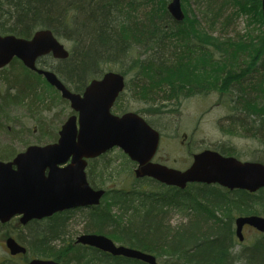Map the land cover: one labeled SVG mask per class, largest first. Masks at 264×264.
<instances>
[{"label":"trees","instance_id":"trees-1","mask_svg":"<svg viewBox=\"0 0 264 264\" xmlns=\"http://www.w3.org/2000/svg\"><path fill=\"white\" fill-rule=\"evenodd\" d=\"M169 1L0 0V33L29 38L39 29H51L67 42L70 56L65 60L43 57L40 67L53 69L76 92H82L89 80L106 71L121 72L128 83L119 100L130 87L146 106L138 112L172 113V106L179 111L184 93L221 92L219 105L228 110L222 130L264 146V28L260 35H247L246 41H222L212 33L218 24L223 28L232 20L227 10L235 6L239 13L253 11L262 25L261 0H189L201 16L185 17L182 22L171 16ZM52 60L56 63L49 62ZM181 61L189 62V66H178ZM0 73L3 115L10 107L25 102L33 109L57 92L18 59ZM42 81L51 91L39 90ZM156 87L160 92H172L171 105L164 108L160 100L139 96ZM217 149L228 151L224 146ZM259 151L264 153V149ZM15 154L12 146L0 147V159ZM119 154L123 159L119 167L112 164L119 156L105 161L99 171L95 164L107 154L89 160L87 174L92 186L104 187V180L118 178L123 172H131L136 179L130 159L121 151ZM253 160L264 162V156ZM144 181L148 188L139 183L130 190L108 189L100 205L86 209L81 231L104 233L116 242L152 253L161 259L160 264H264V233L245 244L239 242L235 231L236 217L264 215V188L250 193L230 191L218 184L190 183L181 190L157 185L150 178ZM151 184L157 187L150 189ZM76 210L83 209L32 220L16 231L11 229V222H0L3 240L14 235L27 247L26 254L19 258L5 256L0 264H25L31 257L61 264H149L76 243V237L66 238L67 222ZM172 213L180 214L185 221L172 225Z\"/></svg>","mask_w":264,"mask_h":264},{"label":"water","instance_id":"water-1","mask_svg":"<svg viewBox=\"0 0 264 264\" xmlns=\"http://www.w3.org/2000/svg\"><path fill=\"white\" fill-rule=\"evenodd\" d=\"M171 16L182 22L185 13L181 0L168 4ZM264 18V0H262ZM67 59L69 50L49 28L39 29L29 37L0 33V69L18 58L29 69L45 77L60 91L76 112L59 131L56 142L33 144L12 160H0V221L6 223L19 215L22 224L43 219L73 208L98 205L105 194L88 181L87 160L114 147L121 148L138 163L137 177L149 176L167 185L186 188L188 183H218L229 189L255 192L264 187V164L241 161L215 150H205L194 157L185 170L152 162L160 135L135 112L112 113V107L125 88V76L108 71L92 79L82 93L69 89L52 69L39 68L38 61L47 55ZM237 235L244 239L243 227L249 224L264 232V216L249 215L236 219ZM77 243L96 247L113 255L136 258L159 264L157 258L140 249L118 245L105 234L83 233ZM6 245L12 255L26 253V247L9 237ZM28 264H60L52 259L34 258Z\"/></svg>","mask_w":264,"mask_h":264},{"label":"rangeland","instance_id":"rangeland-1","mask_svg":"<svg viewBox=\"0 0 264 264\" xmlns=\"http://www.w3.org/2000/svg\"><path fill=\"white\" fill-rule=\"evenodd\" d=\"M181 2L186 18H196L197 16H201L195 8L193 1H190L191 4L189 0H181ZM238 13L239 11L237 6L229 8L227 10V14L230 16L229 18H232V20H230L229 23L226 21V25L223 28L222 25L218 24L212 31L213 35L220 36L222 41H229L228 38L244 39L246 41L248 40L247 35L253 37L261 34V31L264 28V23L262 25L258 24L253 17V11L248 14ZM62 42L67 46V48H70L66 41ZM220 47L224 48L226 46L221 45ZM217 53L218 52L216 51L215 54ZM204 56L206 55H203L202 57ZM53 61L54 60L49 62L55 64L56 62ZM178 66H189V62L181 61V63H178ZM159 88L160 87H156V89L151 90L149 94L159 95L161 99L160 101H162L163 105H171L172 92H160L157 90ZM3 89V86H0V91L3 92ZM39 90H50V88L46 82L42 81L39 85ZM53 93V98L48 95L44 100L45 103L40 102L33 109H30L29 105L24 101L25 103L10 107L7 110V115L0 113V147L12 146L17 154L18 152L24 151L30 144L44 145L54 141V136L58 135L62 124L74 112L70 107V103L68 101L66 102L58 91H54ZM220 93L218 91L208 92V94H205L204 92L198 94L184 93L181 95L184 97L183 102L180 106L178 105L179 111L172 106L170 109L172 113L167 110H162L158 114L145 113L147 119L153 122V124L157 127H160L165 134V139L160 148L159 157L161 158L164 154L163 160L167 163L166 165L179 169L187 167L188 163L186 162V152L181 150V147L179 146V142H181L182 139L181 135L183 134H188L189 137L192 136L193 140L191 141L195 143L193 146H196L198 149L210 147L216 150L220 146L226 145L227 147L233 148L234 153H236L242 160L252 161L253 158L257 159L260 156H264V153H260L261 151H259L264 149V146H262L258 141L240 135L235 136V134L232 136L222 130L221 126L224 121L223 118L228 110L225 106L223 107L219 105L221 99ZM135 95L137 96V93H135ZM135 95L130 91H126L123 97L117 102L115 111L119 113L124 110L138 111L139 109L146 108L144 103ZM139 96L145 98L147 93ZM173 134L174 136L172 137ZM120 151V149L116 148V150L111 151L104 159H100L95 166L103 165L105 161H111V159L114 160L116 156L119 157L115 160V163L112 161V164L117 167L121 166L123 159H121L119 154ZM165 153L169 154V159L168 157H165ZM2 160L7 161L9 159ZM95 178L100 179L98 175H95ZM104 182V188L130 190L132 185L137 186L139 183H142L141 185H144L145 188H148L149 186L147 182H143L142 179H135L131 172H123L122 175L118 176V178L104 180ZM155 187H157V185L151 184L150 189ZM87 212L88 210L83 209L76 210L71 214L70 220L67 222V233H69V235L66 236V238L72 236L77 237L83 233L81 229L84 224V216ZM169 220L172 225H178L183 223L185 218L178 213H172L169 216ZM11 223L13 224L11 226L12 230L14 229L16 231L18 228L23 227L18 217L13 219ZM9 230L10 229L7 231L9 232ZM244 232L246 235L245 244L252 242L259 234L256 230L253 231L248 228H246ZM3 237L4 235L1 233V259L4 258V256L9 255V251L5 245V238L3 240ZM238 248L239 247H237L236 250ZM21 261L23 260L20 259V262ZM159 262H161V259H159Z\"/></svg>","mask_w":264,"mask_h":264},{"label":"flooded vegetation","instance_id":"flooded-vegetation-1","mask_svg":"<svg viewBox=\"0 0 264 264\" xmlns=\"http://www.w3.org/2000/svg\"><path fill=\"white\" fill-rule=\"evenodd\" d=\"M127 83H128V79H127V77H126V84H125V89H126V87H127ZM127 91H130L132 94H134L135 95V92L134 91H132L131 89H130V87H129V89L127 90ZM128 94V93H127ZM136 96V95H135ZM141 98H143V97H141ZM144 99H155V100H161L160 99V96L159 95H150V94H147V96L144 98ZM119 101V100H118ZM118 101H116L115 102V105H114V107H113V112L114 113H116V114H119V115H122L124 112H126V110H124L123 112H117V111H115V109H116V105H117V102ZM160 105V104H159ZM164 106V105H163ZM164 108H166V104H165V107ZM129 111V110H128ZM137 113H139L141 116H143L150 124H151V126L152 127H154L158 132H159V134H160V143H159V147H158V150H157V152H156V154H155V156H154V158H153V161L154 162H157V163H162V164H167L164 160H163V157H164V154H163V156L160 158L159 157V152H160V148H161V146H162V143H163V141H164V139H165V134L163 133V130L162 129H160V127H157L156 125H154L153 124V122H151L150 120H148L147 119V117H146V114L144 113V112H138V111H136ZM174 136V134L172 135V137ZM181 137H182V139H181V142H179V146L181 147V150H184L186 153V156H187V163H188V165H190L192 162H193V160H194V156L196 155V154H198V153H200V152H202V151H204L205 149H210V147H204V148H202V149H198L196 146H193V144H195V143H193L191 140H193V137L191 136V137H189V135L188 134H183V135H181ZM189 137V138H188ZM225 148H226V150H228L227 152H222L224 155H228V156H236L237 157V154L236 153H234V151H233V148H231V147H227L226 145L224 146ZM118 149V148H117ZM114 150H116V148H114V149H112V150H110V151H108L107 153H105V154H109L111 151H114ZM105 154H103V155H105ZM106 155V156H107ZM128 157V156H127ZM165 157H168V159L170 158L169 157V154H167V153H165ZM129 158V157H128ZM98 159V158H97ZM162 159V160H161ZM130 161H131V164H132V167H133V174H134V170L136 169V167H137V162H135V161H132L131 159H130ZM187 165V166H188ZM99 167H100V165L99 166H97V168H98V170L97 171H99ZM246 228H248V229H252L253 231H255L256 229L255 228H253V227H251V226H249V225H245L244 226V230L246 229ZM257 232V231H256ZM244 234H245V232H244ZM16 256H21V255H16Z\"/></svg>","mask_w":264,"mask_h":264},{"label":"bare ground","instance_id":"bare-ground-1","mask_svg":"<svg viewBox=\"0 0 264 264\" xmlns=\"http://www.w3.org/2000/svg\"><path fill=\"white\" fill-rule=\"evenodd\" d=\"M72 237H74V236H72Z\"/></svg>","mask_w":264,"mask_h":264}]
</instances>
